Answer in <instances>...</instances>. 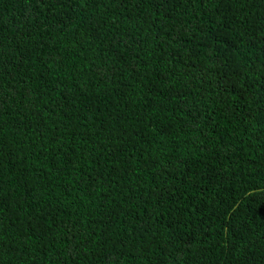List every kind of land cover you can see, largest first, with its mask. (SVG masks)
<instances>
[{
	"label": "trees",
	"instance_id": "obj_1",
	"mask_svg": "<svg viewBox=\"0 0 264 264\" xmlns=\"http://www.w3.org/2000/svg\"><path fill=\"white\" fill-rule=\"evenodd\" d=\"M0 264H264V0H0Z\"/></svg>",
	"mask_w": 264,
	"mask_h": 264
}]
</instances>
